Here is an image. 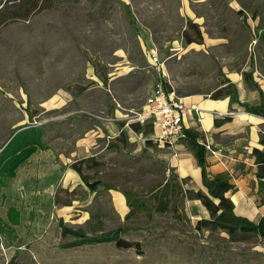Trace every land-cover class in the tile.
<instances>
[{
    "label": "rangeland",
    "instance_id": "obj_1",
    "mask_svg": "<svg viewBox=\"0 0 264 264\" xmlns=\"http://www.w3.org/2000/svg\"><path fill=\"white\" fill-rule=\"evenodd\" d=\"M239 9L236 0H81L0 27V146L25 125L43 130L45 146L0 189V264H264L259 237L230 241L196 234L166 215L146 219L137 214L121 222L111 217L108 199L98 194L94 204L108 214L99 231L84 227L63 235L66 226L49 209L53 194L44 184L54 172L74 170L81 138L93 139L75 168L82 173L76 187L82 199L95 181L146 189L162 180L156 167L154 172L146 165L143 174L142 162L108 155L106 139L98 140L91 129H102L116 110L132 119L152 90L163 86L159 78L170 80V92L178 98L208 92L228 72L264 78V47L255 33L259 17L248 11L250 31L240 29ZM187 25H195L206 44L184 53ZM143 44L164 62V73L150 67ZM101 66L120 75L96 81ZM73 84L87 90L72 96L68 88ZM9 206L20 214L14 227L6 225Z\"/></svg>",
    "mask_w": 264,
    "mask_h": 264
},
{
    "label": "crops",
    "instance_id": "obj_2",
    "mask_svg": "<svg viewBox=\"0 0 264 264\" xmlns=\"http://www.w3.org/2000/svg\"><path fill=\"white\" fill-rule=\"evenodd\" d=\"M185 15L192 18L188 12ZM184 37V53L206 44L195 25L185 26ZM150 48L143 44L147 62L157 72L164 73V62ZM118 75L109 74L101 66L95 80L112 81ZM159 80L173 93L170 80ZM217 81L206 93L180 94L179 98L190 110L184 121L185 137L172 144L158 145L156 130L150 122L141 125L120 110H116L113 118H107L102 129L98 126L91 129L98 140L106 139L108 155L119 154L127 163L142 162L143 174L146 165L153 166L154 172L158 168L163 179L146 189L137 185L119 189L95 181L86 188L88 198L82 199L76 190L82 173L75 168L80 166L79 158L85 157V145L93 139L89 143L85 138L77 141L74 170L57 171L44 180L51 188L57 185L51 193L49 187L46 191L53 194L49 209L57 212L59 225L66 226L63 235L66 230L82 231L84 227L99 231L106 216L105 209L94 204V196L98 194L108 199L111 217L121 222L137 214L146 219L166 215L196 234H215L230 241L249 236L264 240V78L242 71L225 73ZM85 90L84 85L73 84L68 93L77 96ZM207 144L218 154L206 150ZM7 210L6 225L17 226L19 223L12 225L8 220Z\"/></svg>",
    "mask_w": 264,
    "mask_h": 264
},
{
    "label": "trees",
    "instance_id": "obj_3",
    "mask_svg": "<svg viewBox=\"0 0 264 264\" xmlns=\"http://www.w3.org/2000/svg\"><path fill=\"white\" fill-rule=\"evenodd\" d=\"M81 0H6L0 2V27L9 21L27 20L31 16L45 10L55 9L60 4H76ZM97 2L98 0H87ZM240 4V9L236 11V16L240 21V29L250 31V26L246 22L247 12H255L259 17V24L255 27V36L258 42L264 47V0H236ZM250 40L252 35H250ZM250 43V42H249ZM239 52L242 50L241 44L236 47ZM251 74V73H250ZM43 130L36 126H21L13 131V134L0 146V187L4 186L6 180L15 176V170L24 163L27 158L37 149H43ZM7 218L12 225L18 224L20 215L16 208L9 207Z\"/></svg>",
    "mask_w": 264,
    "mask_h": 264
},
{
    "label": "built area",
    "instance_id": "obj_4",
    "mask_svg": "<svg viewBox=\"0 0 264 264\" xmlns=\"http://www.w3.org/2000/svg\"><path fill=\"white\" fill-rule=\"evenodd\" d=\"M188 108L180 98L167 92L158 84L146 98L139 111L133 114L132 120L143 125L150 122L156 130L155 141L158 145L172 144L185 137L184 121L189 114ZM205 149L218 154L210 145ZM225 158L222 159L224 162ZM53 188H51V191Z\"/></svg>",
    "mask_w": 264,
    "mask_h": 264
}]
</instances>
